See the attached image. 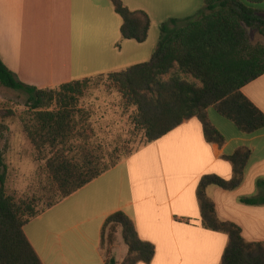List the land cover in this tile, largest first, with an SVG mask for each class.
I'll use <instances>...</instances> for the list:
<instances>
[{
    "label": "crops",
    "instance_id": "crops-1",
    "mask_svg": "<svg viewBox=\"0 0 264 264\" xmlns=\"http://www.w3.org/2000/svg\"><path fill=\"white\" fill-rule=\"evenodd\" d=\"M121 1L150 16L147 42L122 38L123 19L111 0H0L2 62L21 82L41 90L124 71L152 61L162 24L191 18L204 4ZM253 8L264 14V2ZM84 37L88 43L83 45ZM83 52L93 68L80 66L86 64ZM242 93L264 113V75ZM208 117L226 140L222 147L209 143L200 119L192 118L27 224L25 235L42 263L106 264L103 227L123 211L139 239L155 246L150 264H222L229 237L203 227L198 187L206 175L230 181L234 168L225 156L241 149L251 151L241 186L233 191L211 187L207 194L218 216L239 225L246 241L264 244V206L239 203L257 195L256 182L264 179V129L245 133L216 108ZM112 191L117 201L107 207ZM79 193L87 195L72 201Z\"/></svg>",
    "mask_w": 264,
    "mask_h": 264
},
{
    "label": "trees",
    "instance_id": "trees-1",
    "mask_svg": "<svg viewBox=\"0 0 264 264\" xmlns=\"http://www.w3.org/2000/svg\"><path fill=\"white\" fill-rule=\"evenodd\" d=\"M122 17L124 40L147 42L152 26L150 16L129 10L121 0H111ZM264 0H204L193 17L170 20L159 28V40L152 61L130 69L64 84L56 89L41 90L21 82L0 57V86L27 95L30 119L25 133L38 161L45 160V180L33 197L18 199L7 188L8 168L0 151V264H43L25 235L31 221L73 196L104 174L116 168L143 148L181 126L199 118L209 143L223 146V135L208 117L216 108L248 134L264 129V113L242 93L249 83L264 75V45L254 44L249 31L264 38V14L253 5ZM107 77L125 104L136 108L134 124L144 134L143 146L124 155L103 151V144L91 142L96 136L91 127L77 120L78 100L92 82ZM5 127L0 124V136ZM84 142L75 145L76 139ZM251 156L241 149L225 156L234 168L226 181L206 175L198 187V200L205 229L229 237L222 264H264V244L250 243L239 225L221 219L214 202L208 197L211 187L233 191L244 180ZM257 195L242 197L239 203L264 206V179L256 182ZM44 199L42 208L38 202ZM118 229L128 249L124 264H150L156 253L153 244L139 239L134 222L123 211L111 215L103 227L112 245ZM106 264H117L110 258Z\"/></svg>",
    "mask_w": 264,
    "mask_h": 264
},
{
    "label": "rangeland",
    "instance_id": "rangeland-1",
    "mask_svg": "<svg viewBox=\"0 0 264 264\" xmlns=\"http://www.w3.org/2000/svg\"><path fill=\"white\" fill-rule=\"evenodd\" d=\"M249 35L254 44L264 45V38L255 31L250 30ZM82 41L83 45L87 44V37H84ZM157 44L158 41L154 43L152 55H154ZM84 56L86 64H80V66L86 69L93 68L89 54L85 52ZM27 98V95L22 92L0 86V124L5 127L3 136H0V151L4 153L8 168V191L18 199L33 197L39 191L40 182L45 180L46 162L37 160L38 153L31 146L24 130L25 123L31 116ZM78 110L77 120L84 128L91 127L96 135L91 142L102 143L103 151L111 153L117 149V154L124 155L130 149L135 150L143 146L144 134L136 130L134 124L136 108L125 104L118 90L107 77L92 82L85 89L84 95L78 100ZM83 142V138L76 139L74 144L79 145ZM92 189L96 190L98 187ZM80 194L83 193L76 195L72 201L87 195V193ZM106 194L108 195L109 192ZM97 195L100 198V195ZM116 201V192L112 191L108 196L107 207L115 205ZM43 202L44 199L40 198L39 209L42 208ZM108 236L109 232L105 234L103 244L107 261L114 257L117 264H124L128 249L123 242L120 229L117 230L112 245L109 243Z\"/></svg>",
    "mask_w": 264,
    "mask_h": 264
}]
</instances>
